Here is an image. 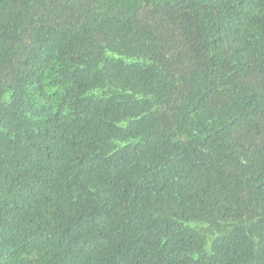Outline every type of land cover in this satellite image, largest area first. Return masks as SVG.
Segmentation results:
<instances>
[{"label": "trees", "instance_id": "obj_1", "mask_svg": "<svg viewBox=\"0 0 264 264\" xmlns=\"http://www.w3.org/2000/svg\"><path fill=\"white\" fill-rule=\"evenodd\" d=\"M0 264H264V0H0Z\"/></svg>", "mask_w": 264, "mask_h": 264}]
</instances>
